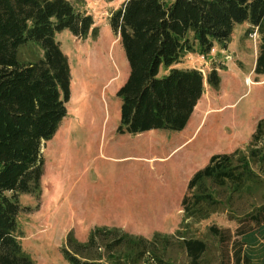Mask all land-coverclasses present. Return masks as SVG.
<instances>
[{
  "label": "trees",
  "instance_id": "16d2710c",
  "mask_svg": "<svg viewBox=\"0 0 264 264\" xmlns=\"http://www.w3.org/2000/svg\"><path fill=\"white\" fill-rule=\"evenodd\" d=\"M243 21L245 33H258L252 70L264 73V0H123L111 10L107 23L128 65L115 91L116 131L181 129L202 94L203 76L174 64L187 52L225 46ZM63 28L78 39L97 32L91 14L71 0H0V264H35L17 238L18 196H39L41 145L66 112L69 65L54 38ZM24 44L38 53L20 58ZM205 81L218 86L214 67ZM179 205L172 233L145 237L95 225L84 240L68 231L61 253L69 264H264V117L243 148L212 153L191 173ZM214 212H224L234 227L210 223L202 236L190 233L191 222Z\"/></svg>",
  "mask_w": 264,
  "mask_h": 264
},
{
  "label": "rangeland",
  "instance_id": "374dc122",
  "mask_svg": "<svg viewBox=\"0 0 264 264\" xmlns=\"http://www.w3.org/2000/svg\"><path fill=\"white\" fill-rule=\"evenodd\" d=\"M71 1L91 14L97 32L84 39L65 28L54 33L69 65L66 112L41 145L40 194L20 193L16 215L17 238L35 264H69L61 253L68 231L78 240L95 225L145 237L153 231L172 233L191 173L212 153L243 148L264 117V73L252 70L258 33H245L243 21L233 25L225 46L214 43L202 56L187 52L174 64H193L203 76L202 94L181 129L117 132L115 91L128 65L107 20L123 0ZM34 52L28 44L19 47L20 58ZM212 67L219 75L216 88L205 81ZM165 71L160 66L159 74ZM210 223L235 225L224 212H214L191 222L189 231L202 236Z\"/></svg>",
  "mask_w": 264,
  "mask_h": 264
},
{
  "label": "crops",
  "instance_id": "0c3cea01",
  "mask_svg": "<svg viewBox=\"0 0 264 264\" xmlns=\"http://www.w3.org/2000/svg\"><path fill=\"white\" fill-rule=\"evenodd\" d=\"M198 54V53H197ZM189 65H191V66H189ZM183 67H194V68H198V67H196L195 65H193V64H186V65H184ZM196 104H197V102H196ZM195 104V105H196ZM195 105H194V107H195ZM194 107H193V109H194Z\"/></svg>",
  "mask_w": 264,
  "mask_h": 264
},
{
  "label": "bare ground",
  "instance_id": "6f19581e",
  "mask_svg": "<svg viewBox=\"0 0 264 264\" xmlns=\"http://www.w3.org/2000/svg\"><path fill=\"white\" fill-rule=\"evenodd\" d=\"M247 82H248V83H252L250 79H247Z\"/></svg>",
  "mask_w": 264,
  "mask_h": 264
},
{
  "label": "built area",
  "instance_id": "2783aa9c",
  "mask_svg": "<svg viewBox=\"0 0 264 264\" xmlns=\"http://www.w3.org/2000/svg\"><path fill=\"white\" fill-rule=\"evenodd\" d=\"M200 56H202L201 54H199Z\"/></svg>",
  "mask_w": 264,
  "mask_h": 264
}]
</instances>
